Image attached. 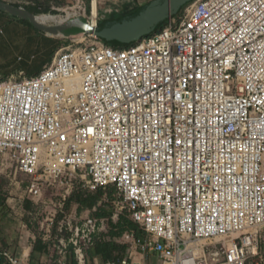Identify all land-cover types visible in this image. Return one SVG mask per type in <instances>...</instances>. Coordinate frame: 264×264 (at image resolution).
Returning <instances> with one entry per match:
<instances>
[{
  "label": "built area",
  "instance_id": "1",
  "mask_svg": "<svg viewBox=\"0 0 264 264\" xmlns=\"http://www.w3.org/2000/svg\"><path fill=\"white\" fill-rule=\"evenodd\" d=\"M95 1L70 10L94 23ZM95 39L0 81V177L25 185L12 213L54 206L33 240L57 264H92L107 242L123 257L93 264H264V0H195L127 47ZM108 188L112 222L141 237L68 210L76 190Z\"/></svg>",
  "mask_w": 264,
  "mask_h": 264
},
{
  "label": "rangeland",
  "instance_id": "2",
  "mask_svg": "<svg viewBox=\"0 0 264 264\" xmlns=\"http://www.w3.org/2000/svg\"><path fill=\"white\" fill-rule=\"evenodd\" d=\"M69 3L67 5H59L58 2L55 0L47 1L40 7V10L36 12V15L43 16L44 14L47 16L56 17L57 15H61L59 17L60 22L66 23L71 20H78L81 18H77V14L73 13L70 17L66 16L67 11L71 12V8H79L84 6H90V0H68ZM123 0H101V9H105L108 7V4L111 2H115V4L119 5ZM125 1V0H124ZM141 2H147V0H139ZM74 12V11H73ZM76 12V11H75ZM81 14V13H80ZM84 14V13H83ZM20 19L16 17H12V23H2L0 25V37L11 36L13 44L9 45L6 48L0 49V59L3 64L8 62L6 70H1L0 73L2 74V78L6 81L7 77L14 71V67L10 68L9 66L12 64H16L20 58H22L17 65L15 66V71H19L23 69L26 71L27 76H37L39 75L44 69L46 65L52 64L56 53L59 49H65L69 47H81L82 45H92L96 43L95 38H89L85 41V38L79 39L75 38H62V37H53L60 44H46L45 48L38 50L37 46L41 40L40 36L42 34L41 31L35 29L33 26L29 24H24V27L15 26L16 21ZM21 21V20H20ZM41 22H43L41 20ZM47 25H55L59 24V22H49L46 23ZM7 33V34H6ZM52 37V36H49ZM18 45L17 46V42ZM11 69V70H10ZM14 71V72H15ZM20 74L17 73L15 77H19ZM9 80V79H8ZM24 178L18 177L16 179L15 174H9L6 176L0 177V243L1 244H8V242L18 243L24 242L25 244L29 245L31 242H35L34 235L40 237V222L43 223L47 219V214L51 211L54 206L49 204L45 210L41 213L38 220L35 215L25 216V217H16L12 213L11 209V200L15 199L16 197L22 195L25 190V185L23 184ZM57 191H49L47 196L49 199H52L54 193ZM101 194V197L98 200L97 205V212L92 211L87 207L81 208L80 205L77 203V197L79 195L82 196V199H86L88 197L97 196ZM117 201V195L113 188H108L106 190H96L92 193L87 192L86 190L81 191L76 190L74 195L71 198V202L68 205L69 211H77L82 217H86L88 215L97 217L96 215L100 212L106 214L107 216L104 217L108 220V216H110V220L112 221V214L114 213L113 203ZM96 205V206H97ZM32 210V206L29 208ZM91 211V212H89ZM126 217V214L122 215ZM98 218V217H97ZM128 219V218H127ZM25 225H28L29 228L25 229ZM119 242L120 240L116 238ZM116 244V242L114 243ZM119 248L118 251L115 253V257L117 260L121 259L124 255V247L122 245L116 244ZM92 252V251H91ZM90 252V253H91ZM92 259L96 256H90Z\"/></svg>",
  "mask_w": 264,
  "mask_h": 264
},
{
  "label": "water",
  "instance_id": "3",
  "mask_svg": "<svg viewBox=\"0 0 264 264\" xmlns=\"http://www.w3.org/2000/svg\"><path fill=\"white\" fill-rule=\"evenodd\" d=\"M195 0H151L132 12L95 25L87 17L72 20L64 25H46L37 20L36 14L0 0V12L30 23L35 29L52 37L75 38L92 36L112 47H127L146 38L169 19L179 15Z\"/></svg>",
  "mask_w": 264,
  "mask_h": 264
},
{
  "label": "crops",
  "instance_id": "4",
  "mask_svg": "<svg viewBox=\"0 0 264 264\" xmlns=\"http://www.w3.org/2000/svg\"><path fill=\"white\" fill-rule=\"evenodd\" d=\"M1 1H5L9 4L15 5L17 7H21V8H25L27 10H30L31 12H33L34 14H36L37 11L40 10V7L45 4L47 1L50 0H1ZM56 2L59 3V5H67L69 3L68 0H55ZM151 0H147V2H149ZM147 2H141L139 0H123L121 1V3L119 5L115 4V2H111L108 4L107 8H115V7H119L121 9V14L120 16L126 15L130 12H132L133 10H135L137 7H139L140 5H143ZM12 17L10 14L5 13V12H0V25L2 23H12L14 21H12ZM119 17L114 15L112 17H110V19H114ZM21 20V19H20ZM16 21L15 26H20V27H24L25 23L21 20ZM7 34V33H6ZM41 40L38 43V50H41L42 48H45L46 44H60L59 41H57L56 39H54L53 37H49L47 34L42 33L40 36ZM14 41H12L11 36L7 35L5 37H0V49L2 48H6L9 45L13 44ZM17 42V46L18 45V41ZM59 50V49H58ZM1 54V53H0ZM1 56V55H0ZM22 58H20L18 60V62L21 60ZM2 59H0V71L1 70H6L8 65V62L3 64L1 62ZM16 64H12L9 67L12 68L14 67V71ZM48 65H46L45 67H47ZM11 70V69H10ZM11 72V74L7 77L6 80L12 78L13 76H15L17 73L21 74V73H25L26 71L23 69H20L19 71H15V72ZM27 75V74H26ZM34 77V76H31ZM0 81H5L2 78V74L0 73ZM10 252L14 257L19 258L23 264H57L53 259H51V255L48 252L47 247L44 245V243L42 241H38V242H31L29 245L25 244L24 242H18V243H14L13 242H8V244H1L0 243V252ZM90 256H92V254L90 253ZM101 259V257H99ZM102 261V259H101ZM69 264H77L75 262V260L70 257L69 259Z\"/></svg>",
  "mask_w": 264,
  "mask_h": 264
},
{
  "label": "trees",
  "instance_id": "5",
  "mask_svg": "<svg viewBox=\"0 0 264 264\" xmlns=\"http://www.w3.org/2000/svg\"><path fill=\"white\" fill-rule=\"evenodd\" d=\"M22 21L25 24L27 23V24L31 25L30 23H28L24 20H22ZM100 197H101V194H98L97 196L82 199V196L79 195L77 197L78 198L77 203L80 205L81 208L87 207L89 209H93L97 205ZM28 207L30 208L31 205H28ZM96 216L98 218H104L107 215L100 212ZM108 226H109V236L111 238H118L124 233H133V234H135L136 237H141L143 235L142 231L139 230L137 225H135L133 222H131L129 219H127L123 216H120L116 223H113L110 220V216H108ZM118 248L119 247L116 244L111 243V242L99 243L93 249L91 254L93 256H96V257H101L103 262H116L117 259L115 257V253L118 251Z\"/></svg>",
  "mask_w": 264,
  "mask_h": 264
},
{
  "label": "bare ground",
  "instance_id": "6",
  "mask_svg": "<svg viewBox=\"0 0 264 264\" xmlns=\"http://www.w3.org/2000/svg\"><path fill=\"white\" fill-rule=\"evenodd\" d=\"M106 9L107 8L101 9V0H96L95 1V3H94V24L95 25H97V23H98L99 16L102 15L103 12ZM66 13H67L66 16H68V17H70L73 13H76L77 14L76 15L77 18H83L84 17V15H82V14H80L78 12H70V11H67ZM60 16L61 15H57L56 17H53L52 15L51 16H47V15L44 14L43 16H39V17L37 16V20L39 22H41V20H42L43 22H41V23H43V24H46V23H49V22H56V21L59 22L58 25H64V24H66L67 22L66 23H62V22L58 21ZM69 19H70V21H72L71 18H69ZM85 37H86L85 35H81V36H78L77 38H79V39H82L83 38L84 39Z\"/></svg>",
  "mask_w": 264,
  "mask_h": 264
},
{
  "label": "snow or ice",
  "instance_id": "7",
  "mask_svg": "<svg viewBox=\"0 0 264 264\" xmlns=\"http://www.w3.org/2000/svg\"><path fill=\"white\" fill-rule=\"evenodd\" d=\"M242 14V13H241ZM230 19L232 18L231 16L229 17ZM135 73H132V75H134ZM133 91H135V89H133ZM109 103H111V101H109ZM89 131H91V129H89ZM176 143H180L179 140L176 141Z\"/></svg>",
  "mask_w": 264,
  "mask_h": 264
}]
</instances>
